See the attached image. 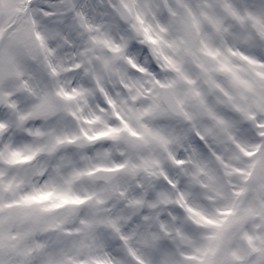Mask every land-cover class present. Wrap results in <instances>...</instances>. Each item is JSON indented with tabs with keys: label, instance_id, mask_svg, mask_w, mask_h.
I'll list each match as a JSON object with an SVG mask.
<instances>
[{
	"label": "snow or ice",
	"instance_id": "obj_1",
	"mask_svg": "<svg viewBox=\"0 0 264 264\" xmlns=\"http://www.w3.org/2000/svg\"><path fill=\"white\" fill-rule=\"evenodd\" d=\"M0 264H264V0H0Z\"/></svg>",
	"mask_w": 264,
	"mask_h": 264
}]
</instances>
